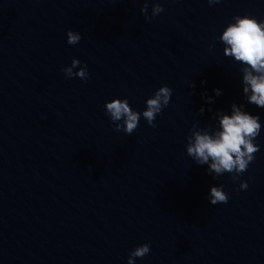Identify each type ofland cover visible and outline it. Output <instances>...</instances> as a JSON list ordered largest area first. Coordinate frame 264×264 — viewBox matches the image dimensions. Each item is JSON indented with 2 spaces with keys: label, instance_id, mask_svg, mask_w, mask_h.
<instances>
[{
  "label": "water",
  "instance_id": "water-1",
  "mask_svg": "<svg viewBox=\"0 0 264 264\" xmlns=\"http://www.w3.org/2000/svg\"><path fill=\"white\" fill-rule=\"evenodd\" d=\"M237 17L264 30V0H0V264H128L145 243L134 264H264V107L245 82L264 72L226 53ZM117 99L140 114L132 134ZM236 110L260 129L234 180L188 147Z\"/></svg>",
  "mask_w": 264,
  "mask_h": 264
},
{
  "label": "clouds",
  "instance_id": "clouds-1",
  "mask_svg": "<svg viewBox=\"0 0 264 264\" xmlns=\"http://www.w3.org/2000/svg\"><path fill=\"white\" fill-rule=\"evenodd\" d=\"M218 2V0H216ZM211 3V0H209ZM164 8L157 4L153 9V16L160 14ZM142 12L147 17V7L142 9ZM237 23L231 25L224 32L222 39L231 47L226 49L228 55H233L239 61L250 65L257 72H264V30L255 19L247 17L241 19L236 18ZM68 43L76 44L80 41L81 36L69 30L67 33ZM78 60H73V67L78 64ZM87 67L85 66V69ZM85 69L75 75L81 79H87ZM66 76L72 77L71 68L63 69ZM245 82L250 85L252 95L250 101L260 107H264V75L253 76L251 73L245 76ZM249 89L245 88V92ZM219 93V90H217ZM171 89L165 85L159 88L153 98L147 100V110L143 112L144 118L152 127L157 125L153 123L157 113H161L162 108L169 103ZM107 111L111 115L113 121H118L123 118L124 125H117V131H124L127 134H132L136 130L140 114L133 112L129 107L127 100L119 99L107 104ZM223 131L218 139H212L207 135H196L195 144L188 147V154L196 158L198 163H207L209 158L213 160L211 170L216 173L229 172L234 170L237 179L240 174L247 171L250 162L255 159V153L259 150L258 146L253 144V139L259 135L260 124L258 118L248 114L241 113L236 110L234 115L225 116L221 121ZM241 188L247 189V182H242ZM211 203H227L229 196L222 190L216 187L211 189ZM150 252V245L145 243L143 246L137 247L129 257L128 264H134L132 257L143 258Z\"/></svg>",
  "mask_w": 264,
  "mask_h": 264
}]
</instances>
